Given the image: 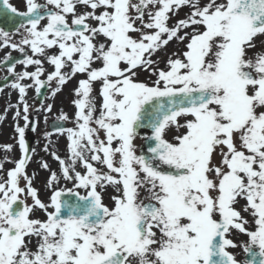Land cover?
Here are the masks:
<instances>
[{
  "label": "snow or ice",
  "instance_id": "1",
  "mask_svg": "<svg viewBox=\"0 0 264 264\" xmlns=\"http://www.w3.org/2000/svg\"><path fill=\"white\" fill-rule=\"evenodd\" d=\"M23 3L0 0V14L18 18L14 33L0 27V49L23 56L3 60L21 158L0 162V264H264V0ZM170 42L183 48L160 68L153 56ZM78 75L73 126L61 113L46 133L44 151L63 136L68 155L50 151L59 174L41 162L44 202L26 131H36L31 112L53 104L34 109L28 90L55 98Z\"/></svg>",
  "mask_w": 264,
  "mask_h": 264
},
{
  "label": "rangeland",
  "instance_id": "2",
  "mask_svg": "<svg viewBox=\"0 0 264 264\" xmlns=\"http://www.w3.org/2000/svg\"><path fill=\"white\" fill-rule=\"evenodd\" d=\"M39 2H43V0H39ZM10 3H12L14 6H16L19 11H24L25 10V4L23 3V0H10ZM84 10L85 9H83V8L80 9L81 12H83ZM188 12H189V9L186 8V7L183 8V9H181L180 12L178 13V15L175 17V19H183V18H185L186 14ZM14 39H17L18 40L19 39V36H14ZM261 40H264V38H260V39L257 40V45H258L257 50H260ZM182 48H183V45L177 44L175 42H170V44L167 46L166 51L162 50L161 52L157 53V55L153 56V59L158 61L160 68H165V63H166L168 57L171 55V53L174 52V51H178L179 49H182ZM52 51H55V50H52ZM9 52H11V55L20 54L19 52L13 51V50H11L9 48L0 49V63L4 60V57ZM29 54L31 55V52H29ZM44 66H45L47 72H51L52 71V67L50 65H48L47 63H45ZM24 70H25V68H24L23 65H20L19 64L16 67V71L17 72H22ZM27 70L28 71H34L35 70V67L34 66H30V67L27 68ZM3 75H4V73L0 71V80L2 79V76ZM11 76L12 75L10 74V77ZM42 79H46V76L42 77ZM79 79L80 78L76 77L73 80H71L63 88L62 92H60L59 94H57V96H56L57 97V101H55V103H56V107H55L56 108V114H52L51 117L48 118V121L47 122H50L53 119H55L56 117H58L59 116V113L61 112V113H66L70 117V121H69L68 124H69L70 127L73 126V123L71 122V118L74 116L73 114H71V112L74 111V108H75L74 105H73V103H72V101L75 99V96L73 94V90L76 88L77 81ZM139 79H141V80H148V74L147 73L141 74L140 77H139ZM24 83H31V81H24ZM10 84H7L4 87V91L2 92L3 93V99L1 100V103H0V110L3 109V113L4 114H5V110L6 109H7V112L9 111L8 109H9V105L10 104L11 105H14V104H17V102H18V92L16 90L11 89ZM97 89H98V86H97ZM52 99L53 98L50 97V92H49L47 94V100H46L45 104H49V103L52 104ZM27 100H28V103L30 105H32V107L34 109H39L40 108V105H39V103L36 100V92H35L34 88L28 90ZM69 100H72V101H69ZM98 101L101 102V99L99 98V96H97V103H98ZM12 108H14V107H12ZM15 110H13L12 112L15 113ZM74 113H75V111H74ZM38 114H39V111H32L31 112V118L33 120H34V118H36L37 120L38 119H44V118H39L38 117ZM19 123H20L21 126H23L24 121L23 120H20ZM39 123L41 124V126H39L38 130L35 133L31 134L30 136L32 138H34V139L37 138L40 141H42V139H40L38 137L39 136H42V134L40 132L43 130L42 124L45 123V120L39 121ZM0 128H1V130H0V146H4V145H13V146H16L17 145V141L14 138V137H16V134H13L12 133L13 134V136H12L11 133H10V131L12 132L13 130H15L14 116L8 115L7 120L5 119L3 122L0 121ZM6 131H9V132H6ZM52 139L56 143L57 147H59V145H63V148H65V145L67 143L66 140L65 141H62V143H60L58 141V138L57 137H53ZM135 143L137 145V151L139 153L140 146H141V143H142V139L141 138H138L135 141ZM37 145H39V144H37ZM42 148H44V146H42ZM47 154H48V152H45L44 153V155H47ZM58 155H61V153H58ZM9 156H10V158H11L12 161H17L18 160V157H19V153L17 154V150H15L14 147H13L11 153L5 152L3 150V148L0 147V162H4V169L5 170L11 169L12 166H13V164H14V163H11V162H7L5 160V158L6 157H9ZM32 163L34 165L35 162H32ZM59 168H60V166L58 164V169ZM28 173H29V175H32L29 172V170H28ZM0 175H3V173H0ZM40 183H41L40 181H36L35 178H34L33 186L38 189L39 196H40L41 200L44 201V202H47L48 199H49V196L47 197L46 195H43L42 194L43 193V190L46 188V185H43V184H40ZM64 183H66V182H64ZM67 187H72V184L71 183H67ZM104 200H105V203L111 205V201L109 200V195L106 194L105 197H104ZM28 203L31 204L32 201L29 199ZM241 203L243 204V201ZM37 215L41 219H44L45 218L43 212H38ZM245 215H247V214L245 213ZM249 219H251V218L249 217ZM240 235H236V236H234L232 238L237 243H239L237 241V239H239V240L241 239L242 240V237ZM245 241H247V240L245 239ZM238 249H240V248H238Z\"/></svg>",
  "mask_w": 264,
  "mask_h": 264
},
{
  "label": "flooded vegetation",
  "instance_id": "3",
  "mask_svg": "<svg viewBox=\"0 0 264 264\" xmlns=\"http://www.w3.org/2000/svg\"><path fill=\"white\" fill-rule=\"evenodd\" d=\"M55 101H57V97H55V98H53L52 99V104H53V111H52V113H45V112H43V111H39V116L41 117V118H44V116L45 115H47L48 117L49 116H51L52 114H54V113H56V103H55ZM98 104V107H99V104H100V102H98L97 103ZM76 109L74 108V111H75ZM74 111H72L71 112V114H73L74 115ZM47 132H50V130H49V125L48 124H45L44 125V128H43V133H47ZM52 146H55V143H53V145ZM52 146L50 147V150H49V154H48V156L46 157V158H44V159H42L41 160V162L42 161H46L50 166H51V168H52V170H55V164H56V160L52 157V155L50 154V151H51V148H52ZM142 150V149H141ZM140 150V151H141ZM41 162L40 163H37L36 164V166H35V168H33L34 169V171H33V173H35V178H37V179H40V178H42L43 176L44 177H49V172L48 171H46V170H44L42 167H41ZM111 192V190L109 189V193ZM49 194H51V192L47 189L45 192H44V195H49ZM108 195V194H107ZM241 237H242V240L240 239H237V241L239 242V243H241V242H244L245 241V239L247 240L248 239V237L246 236V235H240ZM232 251H234V253L237 255V259H239V260H241V261H244V259H245V256H246V254L242 251V249L240 248V249H235V250H232Z\"/></svg>",
  "mask_w": 264,
  "mask_h": 264
},
{
  "label": "water",
  "instance_id": "4",
  "mask_svg": "<svg viewBox=\"0 0 264 264\" xmlns=\"http://www.w3.org/2000/svg\"><path fill=\"white\" fill-rule=\"evenodd\" d=\"M18 23V18L13 17L11 14H0V27L5 28L6 30L13 31L15 30ZM44 92L40 97H43Z\"/></svg>",
  "mask_w": 264,
  "mask_h": 264
}]
</instances>
